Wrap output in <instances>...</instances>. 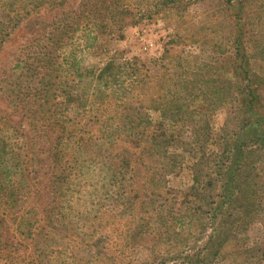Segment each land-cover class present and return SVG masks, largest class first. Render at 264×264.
<instances>
[{"label":"trees","instance_id":"obj_1","mask_svg":"<svg viewBox=\"0 0 264 264\" xmlns=\"http://www.w3.org/2000/svg\"><path fill=\"white\" fill-rule=\"evenodd\" d=\"M179 1L146 0L149 8L141 6L143 0H0V56L13 35L24 39L12 64L0 68V166L6 174L0 184V227L9 230L17 218L16 225L25 228V235L36 231L48 237L64 228L67 201L74 198V191L82 190L78 180L96 166H110L109 184L128 179L119 187L131 208L143 192L147 197L165 194L161 181L179 160L177 152L168 149L176 135L164 128V122H191L213 107L208 95L215 90L206 93L193 85L202 67L189 70L179 56L167 54L168 48L151 63L113 52L98 67L84 64L80 52L99 45L104 37L123 39L128 25L173 11ZM226 3L236 21L232 56L236 80L225 83L229 100L238 106L239 121L223 136L219 152L196 158L195 166H210L211 159L217 160L216 174L207 170L204 183L194 174L192 185L181 191L184 201L196 202L194 208L187 204L189 209L206 213L203 227L214 221L223 224L229 207L240 206L245 170L254 171L249 165L255 149L248 148L245 133L252 144L264 141V104L258 91L264 78L250 67L240 40L244 0ZM229 50L228 46L225 51ZM151 110L160 119H153ZM147 166L163 170L149 184H142L144 178L150 179ZM139 172H145L142 179ZM144 187H152L151 192ZM11 200L16 202L15 211L6 208ZM18 203H22L19 208ZM146 228L152 229L149 220ZM213 229L203 247L171 259L207 264L206 251L218 252L214 236L223 241ZM141 233L133 227L125 238L133 240ZM2 241L0 245L10 246ZM4 253L0 256L12 260ZM166 257L172 256H161L159 261H167Z\"/></svg>","mask_w":264,"mask_h":264},{"label":"rangeland","instance_id":"obj_2","mask_svg":"<svg viewBox=\"0 0 264 264\" xmlns=\"http://www.w3.org/2000/svg\"><path fill=\"white\" fill-rule=\"evenodd\" d=\"M145 2L143 0L141 6L150 8ZM186 2L189 3L185 5ZM243 4L240 40L247 48L250 67L262 79L264 0H244ZM176 5L173 11L154 13L135 25H128L123 39L104 37L99 45L80 52L84 64L98 67L113 52L124 58L138 56L151 63L161 58L168 48L167 54L179 56L189 70L196 72L197 67H202L194 76L193 85L202 86L206 93L215 90L208 95L213 107L203 116H193L196 118L191 122H164V128L176 135L177 141L168 149L177 152L179 160L177 166H169L171 169L161 181L165 194L147 197L148 193L143 192L131 208L123 187H119L128 179L122 177L121 182L109 184L110 166H96L95 171L78 180L82 190L74 191V198L67 201L64 228L52 231L47 237L36 231L25 235V228L16 225L17 218L9 230L0 227V240L10 243L6 247L2 243L0 253L12 256V260L0 256V264H179L180 258H171L203 247L215 227L223 241L214 236V246L219 248L216 254H213L214 248L206 251L207 264H264V141L252 144L248 134L244 135L245 142L251 144L248 148L255 149L249 165L254 171L252 167L245 170L243 199L239 201V208L229 207V217L223 224L214 221L203 227L202 218L206 213L189 209L187 206L194 208L196 202L187 203L183 199L181 191L185 192L192 185L194 174L200 175L201 183L205 182L207 170L212 169L216 174L217 160L211 159L210 166H195L196 158L219 152L223 136L238 125V106L229 100L225 83L236 80L232 71L236 21L226 0H182ZM23 40L17 33L11 37L1 53L0 68L12 64ZM228 46L230 50L225 51ZM258 91L264 104V81ZM150 113L153 119H160L157 111ZM162 170V166H147L146 176L150 179L144 178L142 184H149L151 177L157 178ZM123 173L127 175L126 170ZM5 181V167L0 166V184ZM144 190L151 192L152 187H144ZM113 193L115 195L111 196ZM9 203L11 205L4 207L15 211L16 202ZM21 205L18 203L17 207ZM31 218H34L32 214ZM148 220L151 230L146 228ZM133 227L142 231L140 236L133 240L125 238ZM160 232L161 239L158 238ZM161 256L172 257H166L167 261L161 263Z\"/></svg>","mask_w":264,"mask_h":264}]
</instances>
